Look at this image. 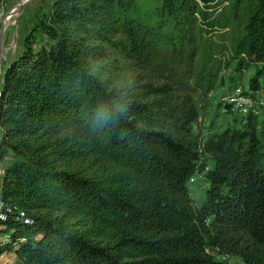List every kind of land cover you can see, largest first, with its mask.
Wrapping results in <instances>:
<instances>
[{
    "label": "trees",
    "instance_id": "trees-1",
    "mask_svg": "<svg viewBox=\"0 0 264 264\" xmlns=\"http://www.w3.org/2000/svg\"><path fill=\"white\" fill-rule=\"evenodd\" d=\"M126 1L55 0L39 24L53 45L35 50L29 34L22 55L2 75L0 161L8 151L22 160L5 169L0 194L32 223L0 222V239L8 236L0 241V257L14 252L19 264H219L204 247L209 215L243 227L252 246L264 249L257 141L250 136L244 147L246 133L221 134L200 149L190 132L194 102L188 94L177 97L188 85L148 84L129 93L92 70L93 43L122 32L116 6ZM215 1L159 0L163 17L189 45L191 30L178 26L198 15L210 27L199 4ZM252 1L232 58L239 70L255 67L248 88L257 91L264 74L257 67L264 63V0ZM205 155L213 168L206 169ZM199 173L210 188L194 207L188 183ZM240 256L264 264L260 251Z\"/></svg>",
    "mask_w": 264,
    "mask_h": 264
},
{
    "label": "rangeland",
    "instance_id": "rangeland-1",
    "mask_svg": "<svg viewBox=\"0 0 264 264\" xmlns=\"http://www.w3.org/2000/svg\"><path fill=\"white\" fill-rule=\"evenodd\" d=\"M23 1L0 0V25L7 12ZM54 1L32 0L22 11L8 17L3 33L5 48L0 60V86L8 63L22 55L29 34L35 50L53 45V40L39 24L50 17ZM252 4V0L199 4L211 26H205L198 15L193 23L178 26L184 32L191 30L194 41L189 45L186 40L181 41L182 35L177 33L175 25L163 17L159 0L126 1L125 6H116L122 32L119 30L118 35L93 43L92 70L106 82L129 93L140 91L141 85L148 84L188 85L177 97L188 94L194 102L197 114L190 132L200 149L205 141L217 140L221 134L246 133L248 137L242 141L244 147L249 146L252 136L257 141L259 161L264 164V74L259 77V89L249 91L248 83L255 75V67L239 70L238 60L232 58L234 43L243 34ZM127 30L132 33L133 43ZM257 67L264 70V63ZM233 87H240L252 97L254 110L248 113L232 110L225 100ZM204 157L206 169L213 168V161ZM19 160L21 157L8 151L0 161V187L5 169ZM208 188L210 184L202 173L189 181L188 191L194 207L201 205ZM222 188L228 193L231 185L226 183ZM204 231L205 251L219 264H247L240 256L243 250L264 253L263 247L252 246L254 243L243 227L224 224L214 215L207 216ZM0 241L7 243L8 239L2 237ZM19 262L14 252L0 257V264Z\"/></svg>",
    "mask_w": 264,
    "mask_h": 264
},
{
    "label": "built area",
    "instance_id": "built-area-1",
    "mask_svg": "<svg viewBox=\"0 0 264 264\" xmlns=\"http://www.w3.org/2000/svg\"><path fill=\"white\" fill-rule=\"evenodd\" d=\"M225 102H227L232 107L233 111H239L243 113H248L250 110H254L255 105L252 97L240 87H233L231 92L226 95ZM8 218L22 221L25 224L32 223L31 218L26 214L25 211L15 205L6 203L0 194V222H5L8 220ZM4 238L6 240V238L8 239V236H4Z\"/></svg>",
    "mask_w": 264,
    "mask_h": 264
},
{
    "label": "water",
    "instance_id": "water-1",
    "mask_svg": "<svg viewBox=\"0 0 264 264\" xmlns=\"http://www.w3.org/2000/svg\"><path fill=\"white\" fill-rule=\"evenodd\" d=\"M32 0H25L18 4L15 8L9 10L5 17L3 18L1 25H0V60L4 57V40H3V33H4V27H5V20L7 17L19 13L22 11Z\"/></svg>",
    "mask_w": 264,
    "mask_h": 264
},
{
    "label": "bare ground",
    "instance_id": "bare-ground-1",
    "mask_svg": "<svg viewBox=\"0 0 264 264\" xmlns=\"http://www.w3.org/2000/svg\"><path fill=\"white\" fill-rule=\"evenodd\" d=\"M4 17H5V16H4ZM7 20H8V17L6 18L5 23L7 22Z\"/></svg>",
    "mask_w": 264,
    "mask_h": 264
}]
</instances>
